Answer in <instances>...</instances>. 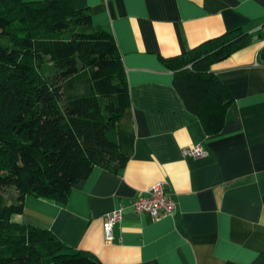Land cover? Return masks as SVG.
<instances>
[{
	"label": "crops",
	"instance_id": "crops-1",
	"mask_svg": "<svg viewBox=\"0 0 264 264\" xmlns=\"http://www.w3.org/2000/svg\"><path fill=\"white\" fill-rule=\"evenodd\" d=\"M72 1L120 54L129 105L115 130L125 161L94 166L64 201L26 195L13 221L47 229L102 264L250 263L264 250V38L210 67L233 95L216 132L186 108L163 59L226 32L264 33V0ZM196 145L203 155L183 153ZM158 180L175 208L153 219L132 203ZM119 207L106 241L103 221Z\"/></svg>",
	"mask_w": 264,
	"mask_h": 264
},
{
	"label": "trees",
	"instance_id": "trees-1",
	"mask_svg": "<svg viewBox=\"0 0 264 264\" xmlns=\"http://www.w3.org/2000/svg\"><path fill=\"white\" fill-rule=\"evenodd\" d=\"M255 38L264 33L238 29L163 59L206 131L220 129L233 101L210 67ZM258 57L264 61V46ZM128 105L118 49L88 10L72 0H0V191L16 190L14 202L0 205V264H102L13 216L28 194L64 201L94 166L120 168L115 125ZM248 264H264V250Z\"/></svg>",
	"mask_w": 264,
	"mask_h": 264
},
{
	"label": "built area",
	"instance_id": "built-area-1",
	"mask_svg": "<svg viewBox=\"0 0 264 264\" xmlns=\"http://www.w3.org/2000/svg\"><path fill=\"white\" fill-rule=\"evenodd\" d=\"M183 153L190 156H200L205 153L201 145L183 148ZM166 181L158 180L148 189L147 194L136 198L132 205L136 212L149 214L153 219L169 215L175 208L165 189ZM122 208H116L108 213L103 221L102 229L106 241H111L112 228L121 219Z\"/></svg>",
	"mask_w": 264,
	"mask_h": 264
},
{
	"label": "rangeland",
	"instance_id": "rangeland-1",
	"mask_svg": "<svg viewBox=\"0 0 264 264\" xmlns=\"http://www.w3.org/2000/svg\"><path fill=\"white\" fill-rule=\"evenodd\" d=\"M55 72H56V68L53 65H51L49 75L52 76ZM14 190H15L14 187L9 186L4 191H0V198L3 199V201H0V205L5 204V203L8 204V203L14 202V198H15Z\"/></svg>",
	"mask_w": 264,
	"mask_h": 264
}]
</instances>
